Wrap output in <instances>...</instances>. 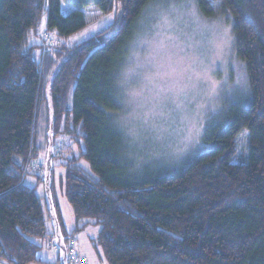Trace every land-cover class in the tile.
Instances as JSON below:
<instances>
[{
  "label": "trees",
  "instance_id": "16d2710c",
  "mask_svg": "<svg viewBox=\"0 0 264 264\" xmlns=\"http://www.w3.org/2000/svg\"><path fill=\"white\" fill-rule=\"evenodd\" d=\"M154 1L93 0L65 13L64 0H0V262L49 264L38 257L39 240L54 236L39 193L45 175L33 174L36 186L28 177L40 118L49 143L52 110L53 140L63 126L79 149L68 148L60 165L74 233L54 204L68 248L77 250L76 233L91 226L101 228L96 243L108 264H264V0H197L205 16L232 20L252 96L231 107L227 124L207 128L204 151L187 166L147 178L115 120L118 79ZM90 6L103 16L118 8V25L67 45L94 22ZM244 133L248 157L237 162Z\"/></svg>",
  "mask_w": 264,
  "mask_h": 264
},
{
  "label": "rangeland",
  "instance_id": "374dc122",
  "mask_svg": "<svg viewBox=\"0 0 264 264\" xmlns=\"http://www.w3.org/2000/svg\"><path fill=\"white\" fill-rule=\"evenodd\" d=\"M86 1L93 0H64V4L66 8L73 3L83 6ZM115 10L103 16L90 6L86 13L94 22L65 43L88 44L102 30L117 26L121 16L118 8ZM48 64L49 61L46 70ZM125 64L118 79L122 111L115 122L130 146L135 170L147 178L171 174L187 166L204 151L207 128L227 124L231 107L246 103L252 96L246 64L236 55L232 20L205 16L197 0H156L149 4ZM46 127L44 115L38 126L39 158L30 164L32 176L28 183L32 186L37 183L33 174L45 175L49 156ZM248 136L244 133L238 140L237 162L248 157ZM68 148L79 153L76 141L66 136L62 126L61 135L53 144L54 154L59 152L61 157L52 160L50 193L53 205L62 209L65 230L72 234L77 229L76 220L60 181L65 176L60 166L64 163L63 155L72 154ZM82 165L90 170L87 163ZM39 193L47 203L45 184L40 186ZM100 231V227L90 226L73 239L89 257L90 264H108L96 243ZM61 235L63 239L62 231ZM39 244V259L60 264L55 233L39 240ZM63 244L68 249L64 239Z\"/></svg>",
  "mask_w": 264,
  "mask_h": 264
},
{
  "label": "water",
  "instance_id": "95a60500",
  "mask_svg": "<svg viewBox=\"0 0 264 264\" xmlns=\"http://www.w3.org/2000/svg\"><path fill=\"white\" fill-rule=\"evenodd\" d=\"M51 130L49 133V156L47 158V162H46V167H45V177H44V184H45V193H46V198H47V208L50 212V217L52 220V224L54 227V233L57 237V247H59V251H60V264H69L68 263V259H67V249L65 244H63V239H62V235H61V230H60V226H59V221L57 219V215L55 213V209H54V205L52 202V198H51V193H50V170H51V164H52V160L55 156L54 152H53V144H54V140H53V130H54V123H55V115L53 113V111L51 110ZM65 242V241H64Z\"/></svg>",
  "mask_w": 264,
  "mask_h": 264
},
{
  "label": "built area",
  "instance_id": "2783aa9c",
  "mask_svg": "<svg viewBox=\"0 0 264 264\" xmlns=\"http://www.w3.org/2000/svg\"><path fill=\"white\" fill-rule=\"evenodd\" d=\"M67 255L69 264H88L87 258L81 256L72 245L68 248Z\"/></svg>",
  "mask_w": 264,
  "mask_h": 264
},
{
  "label": "crops",
  "instance_id": "0c3cea01",
  "mask_svg": "<svg viewBox=\"0 0 264 264\" xmlns=\"http://www.w3.org/2000/svg\"><path fill=\"white\" fill-rule=\"evenodd\" d=\"M63 11L65 12V13H68V12H70V11H72L73 9H74V7L73 6H71V7H65V4H64V2H63ZM62 210V209H61ZM63 215V214H62ZM64 218V217H63ZM76 247H77V245H76ZM77 250H78V252L80 253V255L81 256H83V257H85V258H87V260H88V264H90V260H89V257L86 255V254H84V252L82 251V250H80L79 249V247H77ZM41 260V259H40ZM43 261V260H42ZM43 262H45V261H43ZM0 264H6V263H4V262H0Z\"/></svg>",
  "mask_w": 264,
  "mask_h": 264
},
{
  "label": "bare ground",
  "instance_id": "6f19581e",
  "mask_svg": "<svg viewBox=\"0 0 264 264\" xmlns=\"http://www.w3.org/2000/svg\"><path fill=\"white\" fill-rule=\"evenodd\" d=\"M67 253H68V249H67ZM67 259H68V255H67ZM88 261V260H87ZM69 263V262H68Z\"/></svg>",
  "mask_w": 264,
  "mask_h": 264
}]
</instances>
